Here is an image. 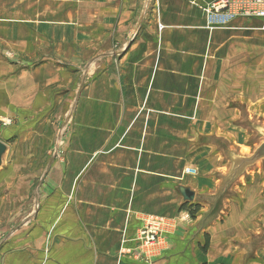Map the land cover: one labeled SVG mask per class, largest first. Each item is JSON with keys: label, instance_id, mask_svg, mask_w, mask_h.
I'll list each match as a JSON object with an SVG mask.
<instances>
[{"label": "crops", "instance_id": "obj_1", "mask_svg": "<svg viewBox=\"0 0 264 264\" xmlns=\"http://www.w3.org/2000/svg\"><path fill=\"white\" fill-rule=\"evenodd\" d=\"M155 1L153 15L142 25L139 0H103L106 24L120 20L114 32L121 36V47L89 63L88 84L80 89L74 107L76 115H87V122L80 123L75 134L76 141L85 142L75 141L72 156L73 163L82 165L72 176L66 173L73 179L68 200L73 197L76 202L85 229L77 235L73 232L70 240L82 245L58 248L43 259L44 264H264V246L250 258L238 247L257 231L246 229V237H241L246 224L238 226L232 216L211 224L184 252L185 236L204 207L185 203L176 192L180 186L195 194L216 189L214 174L225 165L220 154L201 144L200 138L222 136L233 143L211 122L213 118L200 116L226 111L238 116V104L249 111L248 102L241 100L238 76L242 64L251 62L255 47L244 43L247 39L238 26L253 25L256 18H236L225 29L210 32L202 8L217 0ZM48 2L0 0V51H36L39 56L51 38H55L57 52L81 45L66 42L64 30L48 27L50 19L58 24L65 18L63 9L49 14ZM136 19L137 35L129 45L131 39L125 35ZM187 167L196 169L197 175L182 176ZM53 191L65 194L64 187ZM56 202L59 210L58 198ZM194 206L198 212L193 216ZM146 217L162 219L174 228L172 233L163 232L161 243L153 244L151 260L139 263L135 236ZM28 239L24 250L5 253L0 264L41 263L39 254L27 252ZM124 249L128 256L120 255Z\"/></svg>", "mask_w": 264, "mask_h": 264}, {"label": "rangeland", "instance_id": "obj_2", "mask_svg": "<svg viewBox=\"0 0 264 264\" xmlns=\"http://www.w3.org/2000/svg\"><path fill=\"white\" fill-rule=\"evenodd\" d=\"M155 3V0H139V11L144 18L142 25L153 15ZM94 8L96 17L92 13ZM62 9L65 18L58 20V24L55 23L57 20L50 19L48 27L55 32L64 30L66 42H80L81 45L66 46L65 51L57 52L55 38H51L39 56L36 51L24 54L0 51V141L8 146V154L0 168L1 262L5 253L24 250L27 237L30 241L27 252L39 254V264H44L43 259L51 257L58 248L68 250L82 245L70 240L73 232L77 235L85 229L76 202L73 197L68 200L71 196L66 194L73 183L66 173L72 176L82 165L72 162L76 130L80 123L87 122V115H76L74 107L80 89L88 84L85 76H88L90 61L103 58L114 47L120 49L121 36L114 32L120 20H113L112 26L110 21L106 24L103 0H96V3L92 0H49V14ZM235 19L220 24L223 25L221 29ZM252 20L255 22L253 25L238 26L247 39L244 43L255 47L251 52V64L246 61L241 66L238 76L240 95L241 100L248 102L250 115L257 113L264 120V31L260 29L263 21L258 18ZM136 21L138 19L131 22L129 35L125 38H136ZM110 28H113V34ZM239 41L243 42V39ZM101 68L98 65L97 72ZM200 117L213 118L211 122L231 137L235 148L250 152L252 145L246 142L251 135L230 126V121L238 117L235 111ZM201 130L207 132L211 129ZM79 142L85 141L77 139L76 143ZM58 187H64V195L53 191ZM46 188L50 190L46 191ZM234 190L238 198L227 201L228 208L223 216L238 219V226L246 224L241 227V237H246V229L260 232L259 222H264V172L260 168L251 171L249 180L240 182ZM176 192L179 195L178 187ZM144 224H156L163 235V232L172 233L174 228V224L162 219L146 217ZM57 227L60 232L56 231ZM162 234L159 235V243L162 242ZM138 236L139 230L135 242L141 254L136 256V260L139 263L144 259L149 261L155 246L141 243ZM125 251L127 249L120 255L128 256Z\"/></svg>", "mask_w": 264, "mask_h": 264}, {"label": "water", "instance_id": "obj_3", "mask_svg": "<svg viewBox=\"0 0 264 264\" xmlns=\"http://www.w3.org/2000/svg\"><path fill=\"white\" fill-rule=\"evenodd\" d=\"M133 39L129 41L132 44ZM238 119L231 126L251 135L246 142L251 146L246 153L231 145L230 141L222 136L201 137V144L210 145L219 153L225 169L214 174L217 180L216 189L212 193H193L188 188L178 187V192L185 203L204 207L199 218L189 228L183 241L182 250L188 251L191 242L199 237L203 230L218 221L224 214L228 199H237L234 188L242 181L249 180V173L258 168L264 172V120L257 113L250 115L244 104H238ZM8 154V146L0 141V168ZM261 231L250 234L248 243H239L238 247L245 251V257L253 256L256 249L264 246V222H259Z\"/></svg>", "mask_w": 264, "mask_h": 264}, {"label": "built area", "instance_id": "obj_4", "mask_svg": "<svg viewBox=\"0 0 264 264\" xmlns=\"http://www.w3.org/2000/svg\"><path fill=\"white\" fill-rule=\"evenodd\" d=\"M203 11L206 19L205 28L210 32L223 28V25L220 24L237 17L262 20L263 24L260 29L264 31V0H217L214 4L206 6ZM158 29L161 30L162 26H159ZM196 175L197 170L191 167H187L182 171V176L194 177ZM153 225L143 224L139 229L137 240L145 245L155 244L162 232L159 231L156 224Z\"/></svg>", "mask_w": 264, "mask_h": 264}, {"label": "trees", "instance_id": "obj_5", "mask_svg": "<svg viewBox=\"0 0 264 264\" xmlns=\"http://www.w3.org/2000/svg\"><path fill=\"white\" fill-rule=\"evenodd\" d=\"M182 208H183V207H182ZM197 212H198V207H197V206H194V210L192 211L191 214L194 216ZM207 243H208V238L206 237L205 246L202 247V251H203V252L206 251Z\"/></svg>", "mask_w": 264, "mask_h": 264}]
</instances>
